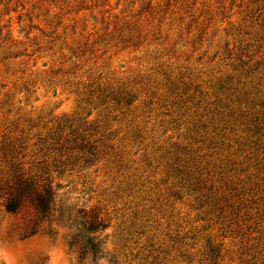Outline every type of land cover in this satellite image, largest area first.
Masks as SVG:
<instances>
[{
  "label": "rangeland",
  "instance_id": "1",
  "mask_svg": "<svg viewBox=\"0 0 264 264\" xmlns=\"http://www.w3.org/2000/svg\"><path fill=\"white\" fill-rule=\"evenodd\" d=\"M18 176L105 220L94 264H264V0H0V195Z\"/></svg>",
  "mask_w": 264,
  "mask_h": 264
},
{
  "label": "trees",
  "instance_id": "2",
  "mask_svg": "<svg viewBox=\"0 0 264 264\" xmlns=\"http://www.w3.org/2000/svg\"><path fill=\"white\" fill-rule=\"evenodd\" d=\"M3 208L7 213H18L21 205L28 202L36 214V222L60 224L71 231L67 246L78 250V259L81 264L86 256L90 257L91 264L103 252L101 234L107 228L105 220L96 212L77 211L71 215L67 208L56 210L58 199L56 190L51 183H39L36 179L18 176L15 182L2 191ZM57 213V216L55 215ZM36 234L34 227L28 232V237ZM50 234V230H48Z\"/></svg>",
  "mask_w": 264,
  "mask_h": 264
},
{
  "label": "clouds",
  "instance_id": "3",
  "mask_svg": "<svg viewBox=\"0 0 264 264\" xmlns=\"http://www.w3.org/2000/svg\"><path fill=\"white\" fill-rule=\"evenodd\" d=\"M21 208L30 217L34 216V209L28 202H24ZM19 224L16 214L0 213V264H29L30 258L39 255L48 257L47 264H78V250L68 253L62 242L54 243L48 236L46 222L38 225L36 234L30 239H22L24 231ZM83 264H91L90 257L86 256Z\"/></svg>",
  "mask_w": 264,
  "mask_h": 264
}]
</instances>
